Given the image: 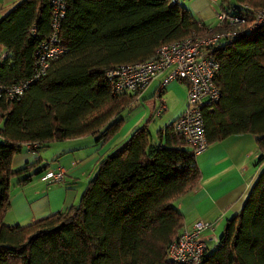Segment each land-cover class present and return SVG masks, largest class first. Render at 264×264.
<instances>
[{"label":"trees","instance_id":"trees-1","mask_svg":"<svg viewBox=\"0 0 264 264\" xmlns=\"http://www.w3.org/2000/svg\"><path fill=\"white\" fill-rule=\"evenodd\" d=\"M185 0H65L63 52L14 100H0V264H176L166 247L183 226L173 202L196 188L192 149L168 122L151 116L101 158L75 204L26 224H5L10 178L43 172L39 158L15 170L13 154L100 132L107 141L136 105L139 92H114L104 76L114 64L147 59L162 44L217 29L195 19ZM264 0H217L216 10L247 27ZM48 0H19L0 16V85L18 83L50 33ZM218 63L219 98L202 109L207 145L232 134L254 136L260 166L240 209L225 220L199 264H264V18L206 49ZM162 93V92H161ZM32 172L28 173L31 169Z\"/></svg>","mask_w":264,"mask_h":264},{"label":"crops","instance_id":"crops-1","mask_svg":"<svg viewBox=\"0 0 264 264\" xmlns=\"http://www.w3.org/2000/svg\"><path fill=\"white\" fill-rule=\"evenodd\" d=\"M18 1L0 0V16ZM182 4L195 19L210 25L215 24L217 0H185ZM162 76L163 73L157 75L138 93L136 104L148 97L151 89L152 97ZM145 115V109H139L104 142L99 137L103 128L98 134L54 141L37 151L31 150L29 145H24L21 151L12 155L11 169L15 170L30 163L34 158H39L38 165L46 164L44 171L62 169V179L50 184L43 183L37 179L40 173L24 183H17L24 175L11 178L4 223L26 224L75 204L86 182L93 175L97 162L130 134L137 126L134 124L136 118L139 117L140 120L145 118ZM117 117L118 115L111 118V121ZM258 154L254 136L239 133L208 144L203 152L196 155L195 161L200 171L199 183L196 188L173 202L183 218V226L188 227L196 220L210 221L213 233L218 236L221 232L216 231L218 224L222 227L225 220L240 209L260 170V166L255 164ZM204 233L207 234L208 231Z\"/></svg>","mask_w":264,"mask_h":264},{"label":"built area","instance_id":"built-area-1","mask_svg":"<svg viewBox=\"0 0 264 264\" xmlns=\"http://www.w3.org/2000/svg\"><path fill=\"white\" fill-rule=\"evenodd\" d=\"M174 1V0H170ZM50 7V33L41 40L32 58V71L25 80L0 85V100L18 99L28 85L43 76L50 63L63 52L59 43L60 20L65 13V0H48ZM217 29L205 37L184 38L160 44L153 55L132 63H118L108 68L104 76L114 92H140L157 75L163 73L154 96L159 99L158 114L165 108L161 92L169 82L185 86V105L174 122V129L189 144L194 156L203 152L207 143L203 132L202 109H211L219 98L215 84L218 63L206 56V49L218 41L233 37L240 31L251 29L264 18V9L254 14V21L247 27H238L244 20L223 11L215 13ZM63 171H43L37 179L43 183L59 182ZM208 231L207 234L204 232ZM218 236L213 233L210 221L196 220L188 227L182 226L166 247V257L176 264H199L205 250L212 248Z\"/></svg>","mask_w":264,"mask_h":264},{"label":"rangeland","instance_id":"rangeland-1","mask_svg":"<svg viewBox=\"0 0 264 264\" xmlns=\"http://www.w3.org/2000/svg\"><path fill=\"white\" fill-rule=\"evenodd\" d=\"M216 25H217V21L213 25L209 24L210 27L216 26ZM165 86L166 87L163 90L164 92L161 93V99L164 101V105L166 108L162 110L161 112H159L158 114L154 113V109L156 111V109L158 108L159 99L155 97L154 94H152V97H150V93L152 89L150 90L148 94L149 96L148 97L145 96L146 98L141 100L140 103L136 104L135 107H133L131 110L125 109L118 114V117H122L124 121H126L127 119H130V117H132V115L135 112H137L139 109L141 108L145 109L146 111L145 118L140 119V120H139V117L136 118L134 120V124L136 123V125H140L141 123L145 122L151 116V118L149 119L146 125L151 135L152 142L156 141L155 140V130L159 127H162L163 125H165L172 119H174L179 114V112L183 110L184 105H185L186 91H185V87L182 84L176 81H172L170 83H167ZM223 226L221 227V224L219 223L216 231L217 232L222 231Z\"/></svg>","mask_w":264,"mask_h":264}]
</instances>
